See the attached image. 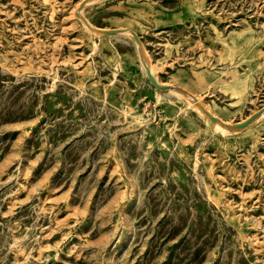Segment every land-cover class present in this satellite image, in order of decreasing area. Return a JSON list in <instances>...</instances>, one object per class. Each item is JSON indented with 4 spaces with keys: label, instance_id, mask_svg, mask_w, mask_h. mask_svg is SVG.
Wrapping results in <instances>:
<instances>
[{
    "label": "rangeland",
    "instance_id": "rangeland-1",
    "mask_svg": "<svg viewBox=\"0 0 264 264\" xmlns=\"http://www.w3.org/2000/svg\"><path fill=\"white\" fill-rule=\"evenodd\" d=\"M0 264H264V0H0Z\"/></svg>",
    "mask_w": 264,
    "mask_h": 264
},
{
    "label": "bare ground",
    "instance_id": "bare-ground-1",
    "mask_svg": "<svg viewBox=\"0 0 264 264\" xmlns=\"http://www.w3.org/2000/svg\"><path fill=\"white\" fill-rule=\"evenodd\" d=\"M98 32H100L99 30H97ZM130 31V30H129ZM142 47V46H141ZM141 52H142V59L146 65V67L149 69V71H151V73L154 75V71L153 69L150 67V58L148 56H145L144 54V48L142 47L141 48ZM154 77L156 78V76L154 75ZM180 93H183L186 94L190 99L191 101H193L198 107L199 109L205 113L209 118H211L212 116L216 117V122L215 124L216 125H219L223 130H237V128L234 126V124L229 123V122H225L223 121L220 117L214 115L211 110L208 108V106H206L202 101H201V98L197 97V96H194L192 93L190 94L187 90L185 89H181V88H176Z\"/></svg>",
    "mask_w": 264,
    "mask_h": 264
},
{
    "label": "water",
    "instance_id": "water-1",
    "mask_svg": "<svg viewBox=\"0 0 264 264\" xmlns=\"http://www.w3.org/2000/svg\"><path fill=\"white\" fill-rule=\"evenodd\" d=\"M134 35L138 38V35L136 34V32H134ZM148 75L151 79V81L158 87V88H162V85H160V83L156 80V78L154 77V75L151 73V71L148 70ZM262 112H259L255 115H253L252 117H250L248 120L244 121V122H241V123H238V124H235L234 126L236 128H243L247 125H249L250 123H252ZM212 118L215 120L216 118L214 116H212Z\"/></svg>",
    "mask_w": 264,
    "mask_h": 264
}]
</instances>
